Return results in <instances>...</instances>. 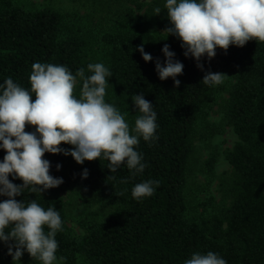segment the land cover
<instances>
[{
  "label": "trees",
  "instance_id": "obj_1",
  "mask_svg": "<svg viewBox=\"0 0 264 264\" xmlns=\"http://www.w3.org/2000/svg\"><path fill=\"white\" fill-rule=\"evenodd\" d=\"M165 3L151 0L144 10L146 4H139V12L127 9L92 23L75 13L0 0V85L12 78L30 90L31 66L36 62L65 66L73 74L84 68L86 76L91 75L89 63H103L111 72L105 102L126 114L130 129L140 114L132 95L143 93L156 113L154 140L140 138L135 148L146 165L142 173L133 176L126 162L110 173L103 156L77 164L71 156L45 153L49 174L63 183L42 193L25 189L15 197L25 203L35 199L45 210L53 206L59 212L62 228L55 236L56 255L65 258L60 264H77L79 258L86 264H184L193 253L209 251L227 264H264V42L217 48L213 58L204 55L196 61L184 55L186 49L177 37L164 32L171 27ZM165 44L175 54L173 60L184 67L181 75L162 81L155 65L157 61L164 65ZM141 45L151 61L142 59L137 51ZM208 72L225 74L223 83L205 85L201 80ZM174 79L180 81L178 87ZM81 86L77 78V98ZM222 93L227 95L224 117L237 139L225 153L231 166L225 190L228 203L213 207L208 197L192 205L186 186L194 139L201 131L198 128H206L207 110ZM25 131L35 129L28 126ZM59 147L71 150L73 146ZM5 154L0 148V162ZM215 163L212 153L204 165L211 170ZM85 169L88 174L82 178ZM8 178L22 183L13 175ZM147 180L159 181L153 185L154 194L134 199L133 186ZM72 190L83 203L98 202L110 209L101 220L83 224L80 235L67 225L61 195ZM5 199L0 196V202ZM12 243L0 241V257L8 262H13L8 255ZM19 261L41 264L26 251Z\"/></svg>",
  "mask_w": 264,
  "mask_h": 264
},
{
  "label": "clouds",
  "instance_id": "obj_2",
  "mask_svg": "<svg viewBox=\"0 0 264 264\" xmlns=\"http://www.w3.org/2000/svg\"><path fill=\"white\" fill-rule=\"evenodd\" d=\"M164 7L171 24L164 32L177 37L186 49L184 55L196 61L204 55L213 58L217 48L243 47L250 40L264 42V0H166ZM154 11L156 15L161 13L159 7ZM137 51L145 62L153 59L144 52L143 45ZM161 51L164 65L158 61L155 65L159 79L181 75L184 66L173 60L175 54L169 46L165 44ZM87 71L91 75L86 76L84 68L73 74L65 66L36 62L31 66L30 90L12 78L0 85V148L6 153L0 162V196L7 197L0 202V241L13 242L8 247L13 264H18L24 251L41 264H60L65 259L56 255L55 236L62 228L59 212L53 206L45 210L35 199L27 203L15 199L25 189L42 193L63 183L62 178L49 174L50 162L44 159L45 153L71 156L77 164L103 156L109 161L110 173H116L125 162L127 169L134 170L133 176L146 167L135 148L140 138L146 142L155 138L157 124L152 103L143 93L132 95L133 106L140 114L130 129L126 114L105 102L109 69L103 63H89ZM225 76L208 72L201 81L215 86L223 83ZM77 78L82 83L79 98L75 94ZM179 84L174 79V86ZM28 126L35 131H25ZM62 143L73 147L62 149ZM56 167L59 170L60 165ZM87 174L85 169L82 178ZM10 175L22 183H12ZM158 184L153 180L138 183L131 190L132 197H150L155 191L153 185ZM184 264L227 262L209 251L193 253Z\"/></svg>",
  "mask_w": 264,
  "mask_h": 264
},
{
  "label": "rangeland",
  "instance_id": "obj_3",
  "mask_svg": "<svg viewBox=\"0 0 264 264\" xmlns=\"http://www.w3.org/2000/svg\"><path fill=\"white\" fill-rule=\"evenodd\" d=\"M30 9L51 7L64 13H75L85 21H106L120 11L137 10L141 3L144 10L151 0H13ZM142 12V11H141ZM226 93H222L217 102L207 110L206 128L198 132L194 139L193 153L189 160L187 171L186 194L192 205L212 198V206L226 205L228 197L225 193L226 179L230 177L231 166L225 159V153L230 150L237 140L232 128L227 125L224 117V100ZM213 131V134H207ZM215 154L216 163L211 170H207L204 163ZM62 198L66 202L67 225L75 234H83V224L99 221L107 215L109 208L98 202L83 203L75 190L63 192ZM0 264H13L0 257ZM18 264H39L19 261ZM77 264H86L79 258Z\"/></svg>",
  "mask_w": 264,
  "mask_h": 264
}]
</instances>
